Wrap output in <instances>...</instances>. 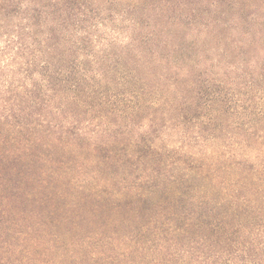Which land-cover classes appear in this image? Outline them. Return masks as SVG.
Wrapping results in <instances>:
<instances>
[{
  "label": "trees",
  "instance_id": "16d2710c",
  "mask_svg": "<svg viewBox=\"0 0 264 264\" xmlns=\"http://www.w3.org/2000/svg\"><path fill=\"white\" fill-rule=\"evenodd\" d=\"M0 264H264V0H0Z\"/></svg>",
  "mask_w": 264,
  "mask_h": 264
},
{
  "label": "rangeland",
  "instance_id": "374dc122",
  "mask_svg": "<svg viewBox=\"0 0 264 264\" xmlns=\"http://www.w3.org/2000/svg\"><path fill=\"white\" fill-rule=\"evenodd\" d=\"M12 23H13V24H17V23H19V24H21V25H24V24H25L24 22H21V21L18 22V20L12 21ZM176 140H177V138H176Z\"/></svg>",
  "mask_w": 264,
  "mask_h": 264
}]
</instances>
